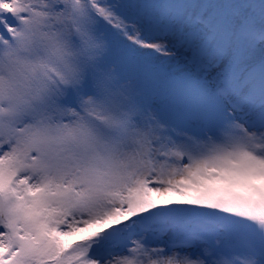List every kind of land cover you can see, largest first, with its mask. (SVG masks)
Segmentation results:
<instances>
[{
    "label": "snow or ice",
    "instance_id": "6c2138e0",
    "mask_svg": "<svg viewBox=\"0 0 264 264\" xmlns=\"http://www.w3.org/2000/svg\"><path fill=\"white\" fill-rule=\"evenodd\" d=\"M0 264H264V0H0Z\"/></svg>",
    "mask_w": 264,
    "mask_h": 264
}]
</instances>
